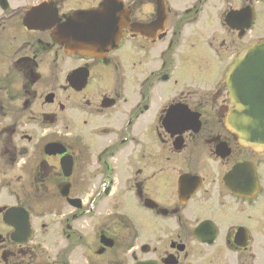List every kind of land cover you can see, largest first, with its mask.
<instances>
[{
  "label": "flooded vegetation",
  "instance_id": "af4514ba",
  "mask_svg": "<svg viewBox=\"0 0 264 264\" xmlns=\"http://www.w3.org/2000/svg\"><path fill=\"white\" fill-rule=\"evenodd\" d=\"M263 41L264 0H0V264H264Z\"/></svg>",
  "mask_w": 264,
  "mask_h": 264
},
{
  "label": "water",
  "instance_id": "95a60500",
  "mask_svg": "<svg viewBox=\"0 0 264 264\" xmlns=\"http://www.w3.org/2000/svg\"><path fill=\"white\" fill-rule=\"evenodd\" d=\"M66 48H76L84 52L89 50V47ZM226 76L228 86L230 84L238 92L234 95L239 104L238 108L257 112L232 114L226 118V125L239 141H244L251 147L264 148V41L252 44L238 54ZM61 196L68 199L66 192H62Z\"/></svg>",
  "mask_w": 264,
  "mask_h": 264
},
{
  "label": "rangeland",
  "instance_id": "374dc122",
  "mask_svg": "<svg viewBox=\"0 0 264 264\" xmlns=\"http://www.w3.org/2000/svg\"><path fill=\"white\" fill-rule=\"evenodd\" d=\"M254 33H256V29H255ZM90 223L93 224L92 221H91ZM90 223H89V224H90ZM86 224H88V222H86ZM89 224H88V225H89ZM49 229H50V228L47 229L48 232H49ZM48 232L45 233V236L43 235V237H41V242H43V245L45 246L44 249H43V251H44L45 253H47L48 255H52V254H51L52 252L50 251V248H51L52 242L50 241V236H49ZM43 238H45V239H43ZM43 240H44V241H43ZM42 254H43V253H42ZM43 255H44V254H43ZM44 257H45V255H44Z\"/></svg>",
  "mask_w": 264,
  "mask_h": 264
}]
</instances>
